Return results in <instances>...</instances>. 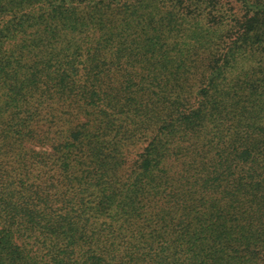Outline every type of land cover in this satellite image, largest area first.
<instances>
[{
  "label": "trees",
  "instance_id": "1",
  "mask_svg": "<svg viewBox=\"0 0 264 264\" xmlns=\"http://www.w3.org/2000/svg\"><path fill=\"white\" fill-rule=\"evenodd\" d=\"M238 1L221 51L219 30L173 44L160 0H0V113L16 121L4 134L29 141L44 98L84 118L18 168L0 154V264H264V79L243 65L264 63V0Z\"/></svg>",
  "mask_w": 264,
  "mask_h": 264
},
{
  "label": "rangeland",
  "instance_id": "2",
  "mask_svg": "<svg viewBox=\"0 0 264 264\" xmlns=\"http://www.w3.org/2000/svg\"><path fill=\"white\" fill-rule=\"evenodd\" d=\"M159 11L156 19L160 18L162 15L164 16L166 14L165 11H169V13L166 14V17H174V26H176L174 29H176V35L172 36L173 38L171 39V42L173 41V44L174 42H177L178 46H180L179 44L183 41H189L192 43L193 41L190 40L192 31L208 32L209 30H215L218 32L219 30L223 36L227 37L225 38V40L227 39L225 42H223V39L220 40L217 46V49L220 50L224 47L225 43L228 42L231 33L237 30V27H239L238 20H241L242 15L246 12L245 7L238 0H160ZM139 27L143 30L149 26L142 23ZM28 30L31 39H38L42 36L39 27H30ZM15 41L20 43V37ZM230 45H232L231 42L224 48H228ZM237 46L236 43L235 48ZM235 48L233 49L236 50ZM221 51H223V49ZM205 53L206 51L204 50H193V52L188 54L186 58L188 60L191 59V61H199L202 56H205ZM260 59L261 60L257 59L255 56L244 58L245 62H243V65L245 67L247 66L245 72L247 71V73H249L247 74L248 76L250 75L249 77H256L254 74L257 73V75L264 79V75L259 73L261 70H264L262 57H260ZM191 72L184 73V75H187V77L190 78L192 77ZM246 79H248V77L244 78V80ZM245 84L246 83L243 82L240 85L243 86ZM262 88L264 89L263 85L259 88L258 93H264ZM263 93L262 96H264ZM2 99L3 98L0 99V102ZM262 103L264 108V98ZM29 105L26 106V109H28ZM30 108L34 109L35 107L30 105ZM36 108V113L27 122L28 127L35 131V135H30L29 141H24L22 143H18V137L15 133L9 132L7 135L10 138L4 134L3 129L9 131L14 130L16 121L12 116L8 115L7 111L0 113V154L7 166L18 168L21 165V160H31L30 155H35L31 152V148L36 151L39 149H51L52 145L60 143L68 133L70 134V131L75 130L77 127L76 124L79 123V121L84 120L82 114L79 113L76 107L70 106L65 101L58 98H51L50 100L49 98H44L43 102L38 104ZM24 115H26V112L20 116ZM262 115L263 118L261 121H256L261 125V128H264V112ZM147 133L149 135V132ZM144 138L145 137L143 136H139L138 140L135 138L131 144L124 143L121 146V151H123L124 157L127 156V161L135 159L137 154L146 146L147 139L145 140ZM6 141L8 142L5 143ZM166 162L169 164V167H167V174L170 179L174 180L179 173L178 164L176 161L174 164H171L169 159ZM129 163L127 164L126 162L125 165L128 166ZM168 190H170V188H160L157 189L155 197L148 196L150 201L146 202L145 209H147L148 212L151 211L153 202L159 205H161L160 203L163 204ZM194 194L196 196L197 193Z\"/></svg>",
  "mask_w": 264,
  "mask_h": 264
}]
</instances>
